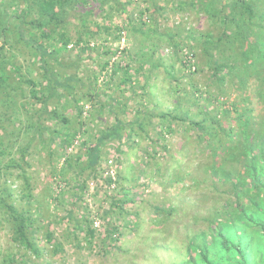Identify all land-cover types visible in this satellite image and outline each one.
<instances>
[{
	"label": "rangeland",
	"instance_id": "374dc122",
	"mask_svg": "<svg viewBox=\"0 0 264 264\" xmlns=\"http://www.w3.org/2000/svg\"><path fill=\"white\" fill-rule=\"evenodd\" d=\"M126 1L113 0L112 5ZM129 1L130 4L123 12H114L110 22L111 25L123 29L124 41L110 42V36H103L102 32H98L94 35L95 40L91 39L90 43L91 47L97 43V50L83 53L77 70L73 61L78 52L71 46V57L66 52L58 55L56 61H51V69L60 77L64 78L75 72L84 82L89 78L91 83L101 69L100 64L108 59L104 54L96 57L95 55L103 53L106 47H111L116 53L109 62L129 64L132 76V82L129 84L121 83V73L111 78L108 86L102 85V74L97 77L99 88L104 90L109 87L98 97L99 102L106 107L102 113H97L96 106L82 104V120L91 113V118L84 124V129H81L87 133L83 132L80 136L82 141L89 138L94 141L96 130L106 129L114 122L109 114L108 105L115 104L111 99L122 100L130 109L143 104L142 108L138 109L151 110L154 115L169 112L181 116L182 112L176 110L177 105L181 104L180 108L187 112L192 122L202 120L204 126L216 129V123L219 121V125L226 129L229 126L238 129L239 124L234 119L236 114L231 106L225 105L230 111L229 117H226L210 98V95L216 92L217 86L211 82V72L200 64L205 61L207 51L208 54L214 55L213 49L204 51L207 35L216 38L221 30L218 31L209 16L199 7L191 5L190 0H181L186 1L183 7L177 6L179 0ZM96 4L87 9H95ZM18 6L23 10L22 0H19ZM141 11L144 13L139 17ZM94 15L87 20V29L90 32L96 31V24L103 23L102 16ZM70 16L67 29L72 39H75L76 30L83 28L74 15ZM132 26H135L136 30H132ZM122 49L127 50L123 56L119 53ZM188 50L194 52V58L191 60L189 55L185 54ZM5 52L15 55V66L18 69L15 71L12 67L7 68L8 74H11L7 90L15 103L13 108L26 106V110L20 109L22 121L26 117L34 121L36 117L27 103L34 102L36 109L41 104L30 97V86L26 85L24 80L40 78V66L38 63H32L30 52L19 42L15 43L11 50L6 48ZM188 60L194 63L197 72H193L194 68L184 67L185 61ZM140 64L142 71L134 75ZM16 75H19L21 80ZM231 78L232 82L224 87L230 95L228 103L236 100L239 111L253 115L256 119L264 116V97L258 95L253 82L249 83L242 96L237 90V81ZM79 91L86 92V88L81 87ZM52 99L47 104L49 110L57 103L55 98ZM59 104V111L63 110L71 121L69 125L75 127L76 117L73 106L70 105L71 99L66 96L60 98ZM62 105H65L64 109L61 108ZM4 107L0 100V115L7 118L12 115L11 109L6 110ZM250 108L253 109L251 113L248 110ZM118 111L119 107L115 106L114 112L117 114ZM46 117L47 115L43 119ZM125 118H133V113L129 112ZM211 121H215V124L212 125ZM43 123L48 128L54 127V122L49 119ZM150 123L145 131L156 138L154 133L159 129L157 119L153 118ZM20 124L23 127L25 122H19L16 126L8 123L7 134L11 131L17 132L18 128H22ZM185 124L176 120L173 126L176 132L161 135L155 144L144 138L135 141L136 145L127 142L121 148L122 153L116 150L115 143L106 145L102 151L100 168L104 170L105 163L110 158L115 161V167L111 166L117 178L113 188H110L111 183L108 184L110 179L101 174L100 170L94 176L88 169H81L79 165L85 159L80 161L81 164L75 165L78 177H75V170L69 169L66 183L52 177V163L55 164L53 159L44 151H37L35 147L32 148L31 154L26 156L29 165L20 162L21 167L12 165L6 168L4 165H8L12 158L16 159L18 154H8L0 158V169L3 170L0 177V199L1 193L7 196L4 201L0 200V264L180 263L186 257L188 237L199 229H207L208 221L203 217L210 214L209 209L221 205L222 199L233 200L229 192H225L226 187L215 185L211 175L204 171L203 165L211 158L207 156L208 152L203 143L194 139V135L199 133L197 127L188 128ZM0 126L2 127V122ZM183 128L187 129L181 131ZM188 132L191 139L186 138ZM31 133L32 131L25 135L23 141L21 133L13 149L24 146ZM78 139L77 137L74 140L69 149L71 154L81 153ZM59 142V139L56 140L52 149L56 145L59 146ZM6 143L7 139L3 138L2 147ZM165 143L168 144L170 155H161L163 152L156 147ZM32 145L35 146L36 142ZM153 152H156V156L149 157L148 154ZM171 155L175 159H172ZM60 165L58 163L55 166L59 168ZM24 178L31 189L32 200L23 197L27 193ZM82 185L84 196L76 200ZM57 195H63L59 202L56 200ZM117 200H125V204L118 207L115 204ZM3 202L12 203L18 212L29 210L28 214L33 221L32 228L35 230L30 239L38 249V254L13 241L10 229L12 223H9ZM111 225L119 229V239L115 245L108 247V241H103L106 239L105 231ZM88 228L94 230L92 238L86 235ZM47 231L53 234L51 242H47ZM115 236L116 232L112 237Z\"/></svg>",
	"mask_w": 264,
	"mask_h": 264
},
{
	"label": "trees",
	"instance_id": "16d2710c",
	"mask_svg": "<svg viewBox=\"0 0 264 264\" xmlns=\"http://www.w3.org/2000/svg\"><path fill=\"white\" fill-rule=\"evenodd\" d=\"M112 1L22 0L24 7L21 10L18 6L19 0H0V100L6 110L11 109L12 114L7 118L5 115H0V122H2V127L0 126L2 130H0V158L8 154H18L16 159H10V163L4 166L6 168L12 165L21 167L20 162L29 165L26 156L31 154L32 148L35 147L37 151H44L47 156L53 159L55 164L49 161L52 163V177L67 183L66 176L69 169L75 170V165L81 164L80 161L83 159L85 161L79 165L83 171L88 169L92 175L96 176L100 170V173L103 174V169L100 168L103 159L102 151L111 142L115 143L116 150L122 153L121 148L127 142L136 145L137 141L144 138L155 144L161 135L175 133L173 126L176 120L183 124L187 123L185 124L187 127L195 126L199 133L194 135V139L196 142L203 143L208 152L207 156L211 158L208 163L203 165L204 171L211 175L215 185L226 187L225 192H229L233 200L222 199L221 205L209 209V211L211 210L210 214L203 217L205 221H208L207 229H199L197 233L188 237L186 257L178 264H264V116L256 119L253 115L239 111L237 102L235 103L236 100L228 103L230 95L224 89L227 83L232 82L231 77H233L237 81V90L243 94L242 96L252 81L258 95L261 94L264 97V0H190L189 2L206 13L218 31L221 30L216 38L207 35L204 51L213 49L214 55L208 54L207 51L205 61L200 64L211 72V82L217 86L216 92L211 94L210 98L214 100L218 110H222L226 117H229L230 111L226 109L225 105L231 106L232 111L236 114L234 119L239 124L238 129L230 126L226 129L219 125V121L216 123V129L204 126L202 120L192 122L189 120L187 112L180 108L181 104L176 107L177 111L182 112L181 116L169 112L154 115L151 110H139L138 108H142L143 104L130 109L122 100L111 99L116 104L108 105L110 107L109 114L113 117L114 122L106 129L96 130L94 141H90V138L82 141L80 136L86 131H81V129H84V124L91 118L90 113L85 120H82V104L96 106L97 113H102L106 107L99 102L98 97L105 93L109 87L104 90L99 88L97 77L102 74V85L108 86L111 78L121 73L123 76L121 83L129 84L132 82L129 64L109 62L116 53L111 50V47H106L103 53L95 55L96 57L104 54L108 56V59L100 64L101 69L97 76L93 77L92 83L89 78L86 79L87 82H84V79L75 72L62 78L51 69L50 64L52 60L56 61L57 56L62 53L68 52L71 57L69 49L71 46L78 52L73 61L77 70L83 53L97 50V43L92 47L90 43L91 39L95 40L94 35L98 32H102L103 36H110V42H120L123 29L111 25L110 22L114 17V12H123L130 1L116 3V6L112 5ZM94 4H96L95 9H91V7L87 9ZM185 5L186 1H178V7ZM17 7L18 9H16ZM96 10L97 13H95ZM143 13L144 11H141L139 17ZM96 14L102 16L103 23L96 24V31L90 32L87 29V20L91 15L96 16ZM70 15H74L81 22L83 28V30H76L75 39H72L69 29H67ZM134 29L136 30L135 26H132V30ZM18 42L30 52L32 63H38L42 71L40 78L24 80L25 84L30 86V97L41 105L36 109L35 103L29 101L27 104L31 106L30 110L33 111L36 119L32 121L30 118H23L25 125L22 127L20 124L23 129L18 128L17 132L11 131L7 134L8 123L12 126L18 125L19 122L22 123L21 108L26 110V106L22 105L19 108H13L15 103L7 90L11 78L7 68L12 67L15 71L18 69L15 66V55L11 53L8 55L5 50L6 48L11 50ZM119 53L123 56L122 54H126L127 50L122 49ZM185 54L189 55V60L194 58L192 50L191 52L188 50ZM189 60L185 61L184 67L194 68L193 72H197V67ZM129 61L131 62V60ZM141 71L142 65L140 64L135 69L134 75H138ZM16 76L21 80L19 75ZM81 87L86 88V92L81 93L79 91ZM65 96L71 99L70 105L73 106L76 117L75 127L69 125L70 119L63 110L59 111L58 109L60 98ZM52 98H55L57 103L49 110L47 104ZM115 106L119 107L117 114L114 112ZM61 108L64 109L65 105H62ZM248 110L249 113L253 111L251 108ZM129 112L133 113V118L126 119ZM45 115L47 117L43 119ZM153 118L157 119L159 125L157 132H153L156 138L145 131V128L151 125L150 122ZM47 119L54 122L53 128L44 125L43 121ZM214 122L211 121V124L214 125ZM186 129L183 128L181 131ZM30 131L32 133L26 144L14 150L21 133L23 141V137H26L25 135ZM77 137L80 139L78 142H80L81 153L75 155L71 154L69 149ZM3 138L7 139V143L2 147ZM11 138H13L12 141ZM186 138L191 139L189 132L186 133ZM58 139L60 140L59 146L56 145L52 149ZM34 141L36 142L35 146L32 145ZM156 147L163 152L161 155H170L167 143ZM155 154L156 152H153L148 156L153 158L156 156ZM171 156L172 159H175L173 155ZM1 162L0 159V165ZM58 163L61 164L59 168L55 166ZM74 173H77L75 177H78L79 173L76 170ZM2 175L3 170L0 169V177ZM115 179L116 184L117 178ZM24 181L27 185V193L23 197L32 200L31 189L25 178ZM111 182L112 180H109L108 184ZM83 187V185L80 186L76 200L84 196ZM61 196L63 195L56 196L57 202L60 201ZM6 198L7 196L1 193L0 200L4 201ZM218 199L219 202L220 197ZM2 204L6 208L5 213L9 217V223H12L10 229L13 233V241L23 244L31 252L38 254V249L30 239L35 230L32 228L33 221L28 214L29 210L18 212L12 203L3 202ZM115 204L121 207L122 204H125V200H117ZM118 230L113 225L107 227L106 239L103 242L105 243L107 240L108 247H112L118 242ZM115 232L116 236L112 237ZM86 235L92 238L94 230L88 228ZM46 237L47 242L53 240V234L48 231Z\"/></svg>",
	"mask_w": 264,
	"mask_h": 264
},
{
	"label": "built area",
	"instance_id": "2783aa9c",
	"mask_svg": "<svg viewBox=\"0 0 264 264\" xmlns=\"http://www.w3.org/2000/svg\"><path fill=\"white\" fill-rule=\"evenodd\" d=\"M120 41H124V38H121ZM105 167H104V170H103V175L107 178H109L110 180H112L111 184H110V188H113L114 185H115V172L113 171L112 167L111 166H114V161L113 159H109L106 163H105ZM107 168V169H106Z\"/></svg>",
	"mask_w": 264,
	"mask_h": 264
}]
</instances>
